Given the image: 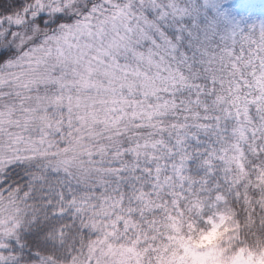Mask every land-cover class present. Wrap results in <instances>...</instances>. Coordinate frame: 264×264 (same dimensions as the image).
<instances>
[{
  "label": "snow or ice",
  "instance_id": "snow-or-ice-1",
  "mask_svg": "<svg viewBox=\"0 0 264 264\" xmlns=\"http://www.w3.org/2000/svg\"><path fill=\"white\" fill-rule=\"evenodd\" d=\"M0 264H264V0H0Z\"/></svg>",
  "mask_w": 264,
  "mask_h": 264
}]
</instances>
